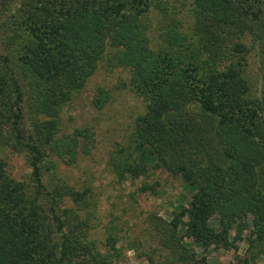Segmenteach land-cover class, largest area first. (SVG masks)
<instances>
[{"label":"trees","instance_id":"obj_1","mask_svg":"<svg viewBox=\"0 0 264 264\" xmlns=\"http://www.w3.org/2000/svg\"><path fill=\"white\" fill-rule=\"evenodd\" d=\"M186 12L166 0H0V264L120 260L117 228L93 235V186L58 172L94 146L92 127L65 131L60 114L98 63L126 69L143 103L108 150L113 179L140 178L137 194L165 172L191 189L168 218L147 212L126 249L146 264H211L209 247L264 264V0H190ZM108 97L98 87L91 101ZM10 153L24 179L6 170Z\"/></svg>","mask_w":264,"mask_h":264},{"label":"rangeland","instance_id":"obj_2","mask_svg":"<svg viewBox=\"0 0 264 264\" xmlns=\"http://www.w3.org/2000/svg\"><path fill=\"white\" fill-rule=\"evenodd\" d=\"M168 9L177 13L184 21L188 16L186 10L190 0H166ZM152 18L151 36L157 33L156 11ZM155 31V32H154ZM251 67L254 69L253 63ZM128 72L122 67H107L98 63L96 69L87 79L84 87L76 97L62 109L61 127L71 131L74 127L90 126L95 135L94 146L90 153L78 159L74 165L60 164L59 174L76 185L89 183L97 193V221L93 229L95 237H102L106 229L115 227L119 231L120 240L115 246L122 245L120 260L117 264H146L137 258L135 252L126 249V239L137 231L140 233L144 225L143 216L147 212H156L168 218L170 211L180 202L186 204L191 189L180 177L160 172L158 183L154 191L134 193L140 184L138 178L133 183L129 181L116 182L106 165L108 150L116 143H122L133 117L142 112L143 103L127 84ZM98 87L107 90L109 97L100 108L92 104V97ZM6 170L16 179H24L29 170L22 155L10 153L6 157ZM147 183L154 179H146ZM218 229V226L215 227ZM126 234V236H125ZM123 235L125 237H123ZM237 255H241L245 248L243 241L236 242ZM193 247H195L193 245ZM199 248L196 247V251ZM207 258L211 264H235L233 249L221 250L211 248L207 250Z\"/></svg>","mask_w":264,"mask_h":264}]
</instances>
